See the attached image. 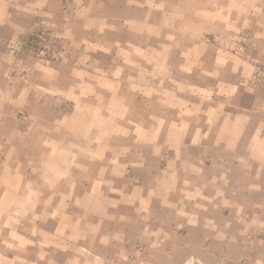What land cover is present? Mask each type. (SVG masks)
<instances>
[{"label": "crops", "instance_id": "crops-1", "mask_svg": "<svg viewBox=\"0 0 264 264\" xmlns=\"http://www.w3.org/2000/svg\"><path fill=\"white\" fill-rule=\"evenodd\" d=\"M62 3L0 0V264H186L192 236L264 237V0H81L54 24L62 63L12 68Z\"/></svg>", "mask_w": 264, "mask_h": 264}, {"label": "rangeland", "instance_id": "rangeland-1", "mask_svg": "<svg viewBox=\"0 0 264 264\" xmlns=\"http://www.w3.org/2000/svg\"><path fill=\"white\" fill-rule=\"evenodd\" d=\"M80 1L81 0H63L61 9L55 17H47V19L40 18V21H36V25L38 26L36 29L37 32H45V35L53 41L49 43V46H47L45 50L40 52V55L36 56L30 55L29 52L24 50L27 41H29V38L31 37L25 39L21 43H17L13 49L15 53V63H13L15 65L13 64L12 68H21V70L26 68L29 71L31 69V63L42 64L44 66L54 64V62L62 63L66 58L67 53L70 51V42L60 35L54 24L67 23L71 16L77 13L76 3ZM81 14L83 13L81 12ZM47 23H50V25ZM251 39L252 35L245 30L241 32L240 35H236L235 39L232 38L228 44L225 43V46L228 50L244 56L249 52ZM262 79H264V68L263 66H259L258 72L254 76V80ZM263 238V235L258 234L254 236L240 237V243L237 245L232 242V238L229 236L225 239L223 245H219V243L215 244L213 243V239H209L207 246H205L206 242L203 240L204 237L192 236L191 251L187 250L186 252H181L178 250L170 252V257L175 258L176 262L185 257L187 260L186 264H264V245H255L256 242L262 241ZM250 240H252V242H249ZM183 241V237H175L176 247H183ZM185 242L187 245V239ZM167 253L168 252H161L155 254L156 256H159L163 262H166L168 258Z\"/></svg>", "mask_w": 264, "mask_h": 264}, {"label": "built area", "instance_id": "built-area-1", "mask_svg": "<svg viewBox=\"0 0 264 264\" xmlns=\"http://www.w3.org/2000/svg\"><path fill=\"white\" fill-rule=\"evenodd\" d=\"M33 36L34 37L29 38V41H27L24 47V50L26 52H29L30 55H40V52L45 50L47 46H49V43L53 41L49 39L47 35H45V32H38L36 35Z\"/></svg>", "mask_w": 264, "mask_h": 264}]
</instances>
